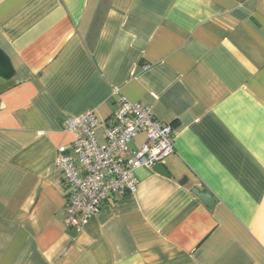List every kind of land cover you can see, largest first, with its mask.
<instances>
[{
	"label": "crops",
	"instance_id": "0c3cea01",
	"mask_svg": "<svg viewBox=\"0 0 264 264\" xmlns=\"http://www.w3.org/2000/svg\"><path fill=\"white\" fill-rule=\"evenodd\" d=\"M0 50V264H264V0H0ZM119 95L174 151L69 227L68 122Z\"/></svg>",
	"mask_w": 264,
	"mask_h": 264
},
{
	"label": "built area",
	"instance_id": "2783aa9c",
	"mask_svg": "<svg viewBox=\"0 0 264 264\" xmlns=\"http://www.w3.org/2000/svg\"><path fill=\"white\" fill-rule=\"evenodd\" d=\"M69 149L59 150L55 165L65 188L64 222L82 228L110 198L137 189L135 170L163 163L174 151L171 123L157 120L149 105L119 95L105 120L93 110L71 118ZM144 135L139 148L131 142Z\"/></svg>",
	"mask_w": 264,
	"mask_h": 264
},
{
	"label": "trees",
	"instance_id": "16d2710c",
	"mask_svg": "<svg viewBox=\"0 0 264 264\" xmlns=\"http://www.w3.org/2000/svg\"><path fill=\"white\" fill-rule=\"evenodd\" d=\"M12 67L7 56L0 50V76L7 78L12 74Z\"/></svg>",
	"mask_w": 264,
	"mask_h": 264
},
{
	"label": "water",
	"instance_id": "95a60500",
	"mask_svg": "<svg viewBox=\"0 0 264 264\" xmlns=\"http://www.w3.org/2000/svg\"><path fill=\"white\" fill-rule=\"evenodd\" d=\"M193 192L207 205H211L214 201L211 194L208 193L207 191H201L198 188H194Z\"/></svg>",
	"mask_w": 264,
	"mask_h": 264
}]
</instances>
